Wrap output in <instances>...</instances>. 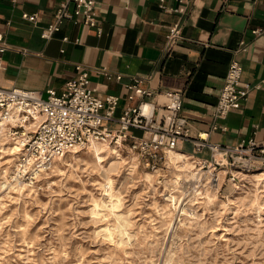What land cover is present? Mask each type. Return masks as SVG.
<instances>
[{
  "label": "rangeland",
  "instance_id": "374dc122",
  "mask_svg": "<svg viewBox=\"0 0 264 264\" xmlns=\"http://www.w3.org/2000/svg\"><path fill=\"white\" fill-rule=\"evenodd\" d=\"M17 135L0 137V264H264V166L246 170L209 149L206 162L186 154L201 182L181 174L173 188L179 163L150 175L129 150L99 159L82 148L18 178ZM7 174L23 186H4Z\"/></svg>",
  "mask_w": 264,
  "mask_h": 264
},
{
  "label": "crops",
  "instance_id": "0c3cea01",
  "mask_svg": "<svg viewBox=\"0 0 264 264\" xmlns=\"http://www.w3.org/2000/svg\"><path fill=\"white\" fill-rule=\"evenodd\" d=\"M63 1L0 0V33L7 43L0 86L60 91L81 65L99 95L120 96L118 116L131 103L125 84L142 76L143 87L182 91L181 113L192 136L231 147L264 141V0H165L172 8L181 6V12L163 10L160 0H95L100 34L82 22L64 20L52 37H43ZM23 13H36V21ZM174 23L181 26V38L169 44L166 34ZM234 59L251 89L240 107L216 117L219 92ZM96 67L120 73L121 79H108ZM179 149L209 157L208 148L194 153L191 142Z\"/></svg>",
  "mask_w": 264,
  "mask_h": 264
},
{
  "label": "built area",
  "instance_id": "2783aa9c",
  "mask_svg": "<svg viewBox=\"0 0 264 264\" xmlns=\"http://www.w3.org/2000/svg\"><path fill=\"white\" fill-rule=\"evenodd\" d=\"M160 6L167 12L183 11L181 6H167L165 0H160ZM23 16L31 21L37 18L36 13H23ZM64 20L79 21L94 28L98 34L102 32L95 0L61 2L54 12V19L43 28L42 36L52 37ZM166 37L169 44H174L181 38V26L178 23L171 25ZM63 39L68 37L63 36ZM6 49L7 43L0 33V73ZM77 69L76 76L68 79L60 91L49 88L43 94L38 90L0 86L1 116H13L14 122L8 120L11 129L14 128L15 134L24 133L17 165V172L22 177L34 179L52 171L60 156L75 146L84 148L91 140L116 145L120 152H134L137 166L153 174L169 169L170 153L180 151L184 142L193 144L194 153L208 148L211 156L227 155L226 161L246 170L264 166V141L250 139L231 147L212 143L201 134L192 136L190 123L181 113V90L143 87L144 78L133 76L125 84L131 103L116 116L120 96L99 95L91 84L89 71L81 65H77ZM95 70L108 79L120 80L122 76L103 67ZM242 71L238 60L230 62L214 109L216 117H224L246 99L251 86L243 81ZM36 115L42 117L36 128L26 129L23 123L34 120ZM112 122L114 127L109 126ZM213 163L222 165L224 159H215Z\"/></svg>",
  "mask_w": 264,
  "mask_h": 264
},
{
  "label": "bare ground",
  "instance_id": "6f19581e",
  "mask_svg": "<svg viewBox=\"0 0 264 264\" xmlns=\"http://www.w3.org/2000/svg\"><path fill=\"white\" fill-rule=\"evenodd\" d=\"M41 116L40 115H36V118L34 119V120H31V121H29V122H26V123H23L24 125H25V128L26 129H31V130H34L35 128H36V126L38 125V123H39V121L41 120ZM8 120H11V122H14V120H15V118L13 117V116H11V117H3V116H1V114H0V137H4V134H6L7 133V135H10V134H15L14 132H13V130H11V125H9V123H8ZM6 125H8V127L10 128H8V127H6ZM6 132V133H5ZM16 134H18L17 136H15V137H13V139H14V141H13V144H11V146H9V149L11 150V153H19V152H21L22 151V146H21V142L24 140V137H23V135H24V133L22 134V133H16ZM16 137H18V139L16 140ZM9 138V137H8ZM12 138V137H11ZM1 140V139H0ZM12 142V141H11ZM4 145V144H3ZM84 148H87L91 153H93L94 155H96L99 159L101 158V155H99L102 151H104V150H106V151H108L109 153H118V148L116 147V145H111V144H109L108 142H100V141H96V140H91V141H89L86 145H85V147ZM4 149V148H3ZM82 149V147H80V146H75V147H73L72 149H70L69 150V152H78V151H80ZM108 153V154H109ZM133 156V155H132ZM135 156L136 155H134L133 157H132V159H134L135 158ZM189 157H191V156H189ZM188 157V155H186V154H184V153H182V152H180V151H172L171 153H170V155H169V160L171 161V162H174L175 164H177V163H179V164H177V167H180L179 169H180V171L182 172V173H176L175 174V176L174 177H172L170 180V185L174 188L175 186H176V184H178L179 183V180H180V177H181V174L185 177V178H187V179H195V180H197V181H200L201 182V179H202V176H203V173L200 171V169H193V168H189L187 165L188 164H190V162L189 161H187V159L189 158ZM124 159H125V157H123ZM117 160H118V158H117ZM116 160V161H117ZM189 160V159H188ZM194 161V160H193ZM129 162V161H128ZM187 162H189V163H187ZM121 163V162H120ZM123 163V162H122ZM136 164V163H135ZM192 164V163H191ZM132 165V164H131ZM196 165V164H195ZM194 165V166H195ZM193 166V167H194ZM134 168V167H133ZM200 168V167H199ZM132 169V168H131ZM178 169V170H179ZM12 170V169H11ZM7 171V170H6ZM59 171V170H58ZM5 172V171H4ZM133 173V172H132ZM5 174V173H4ZM18 174V172H17V168H16V176H18L17 175ZM150 175H153V173L151 174V173H149ZM147 172H146V176L148 177V175H149ZM261 174H264V173H261ZM260 175V174H259ZM4 177V176H3ZM5 184H4V186L7 184V185H12V187H13V185H15V186H17V185H19V186H23V185H21V184H19V183H21V182H13L12 180H13V178H14V176L12 177V174L10 175H6L5 177ZM17 178V177H16ZM18 178H19V176H18ZM106 178V177H105ZM104 178V179H105ZM144 178V177H143ZM15 179V178H14ZM111 179V178H110ZM20 180V179H19ZM107 180V179H106ZM108 181V180H107ZM4 182V181H3ZM106 183V182H105ZM108 183H110V181L108 182ZM206 184H204V186H205ZM217 185V184H216ZM2 186V185H1ZM14 186V187H15ZM103 186H105V185H103ZM111 186V185H110ZM107 188V187H106ZM112 188V187H111ZM110 188V189H111ZM204 188V187H203ZM213 188H216V187H214V186H210V187H208V184H207V186L205 187V198H206V200H211L212 199V197L214 196V191H213ZM109 192V191H108ZM107 193V192H106ZM112 193V192H111ZM110 193V195H112ZM114 194V193H113ZM167 194H169V193H167ZM166 194V195H167ZM106 195V194H105ZM175 195V194H174ZM114 196H116V195H114ZM112 197V196H111ZM166 197V196H165ZM169 197L172 199L173 198V195H169ZM111 199V198H110ZM174 199V198H173ZM119 200V199H118ZM95 201V203L97 202V201H99V200H97L96 201V199L94 200ZM110 201V200H109ZM174 201V200H173ZM115 202V201H114ZM99 203V202H98ZM102 204V203H101ZM105 204V203H104ZM107 205V204H106ZM109 205H111V204H109ZM113 205V204H112ZM172 205V204H171ZM104 206V205H103ZM99 207V206H98ZM102 207V206H101ZM108 207V206H107ZM117 207H118V204H117ZM110 208V207H109Z\"/></svg>",
  "mask_w": 264,
  "mask_h": 264
}]
</instances>
